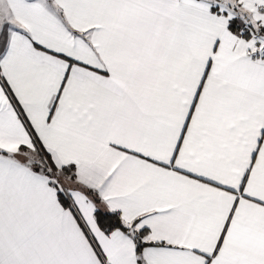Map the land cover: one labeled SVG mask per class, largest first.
I'll list each match as a JSON object with an SVG mask.
<instances>
[{"label":"snow or ice","instance_id":"snow-or-ice-1","mask_svg":"<svg viewBox=\"0 0 264 264\" xmlns=\"http://www.w3.org/2000/svg\"><path fill=\"white\" fill-rule=\"evenodd\" d=\"M0 264H264V0H0Z\"/></svg>","mask_w":264,"mask_h":264}]
</instances>
